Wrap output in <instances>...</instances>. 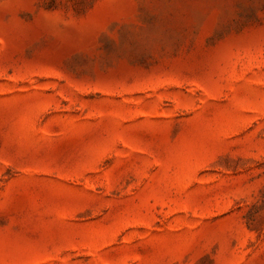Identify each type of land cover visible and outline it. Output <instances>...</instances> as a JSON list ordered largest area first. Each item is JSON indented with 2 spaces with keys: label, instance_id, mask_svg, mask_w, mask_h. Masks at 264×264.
Segmentation results:
<instances>
[{
  "label": "rangeland",
  "instance_id": "rangeland-1",
  "mask_svg": "<svg viewBox=\"0 0 264 264\" xmlns=\"http://www.w3.org/2000/svg\"><path fill=\"white\" fill-rule=\"evenodd\" d=\"M0 264H264V0H0Z\"/></svg>",
  "mask_w": 264,
  "mask_h": 264
}]
</instances>
